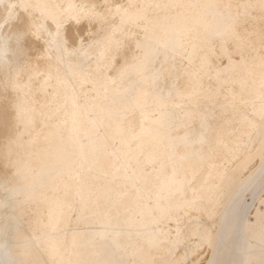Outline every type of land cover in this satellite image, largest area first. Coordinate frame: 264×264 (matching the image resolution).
I'll return each mask as SVG.
<instances>
[{"label": "bare ground", "instance_id": "6f19581e", "mask_svg": "<svg viewBox=\"0 0 264 264\" xmlns=\"http://www.w3.org/2000/svg\"><path fill=\"white\" fill-rule=\"evenodd\" d=\"M0 98V264H264V0H0Z\"/></svg>", "mask_w": 264, "mask_h": 264}, {"label": "rangeland", "instance_id": "374dc122", "mask_svg": "<svg viewBox=\"0 0 264 264\" xmlns=\"http://www.w3.org/2000/svg\"><path fill=\"white\" fill-rule=\"evenodd\" d=\"M85 32V31H84ZM85 34H87V33H84V36H85ZM87 36V35H86ZM1 99V103H4V104H6L7 103V101H8V98H5V99H2V98H0ZM4 101V102H3ZM207 249V248H206ZM206 249H204V247H203V249H201L202 251V254H201V257H202V259H205V261H206V258H209V255H210V252L208 251V250H206ZM230 251V250H229ZM209 252V253H208ZM231 252V251H230ZM227 253H229V252H227ZM205 255V256H204ZM239 255V256H238ZM252 255V256H251ZM246 256V257H245ZM190 258H188V259H186L185 260V264H189L190 262H188V261H190L189 260ZM202 259H200V264H205V261L204 260H202ZM230 259V260H229ZM228 260H225V264H231V262H232V258L230 257ZM235 259H236V261H237V264H262V259L260 258V257H256V256H254V254H253V252H252V248L251 249H245L244 251H240L236 256H235ZM238 259V260H237ZM248 259V260H247Z\"/></svg>", "mask_w": 264, "mask_h": 264}]
</instances>
